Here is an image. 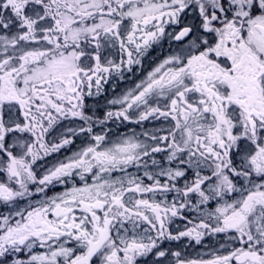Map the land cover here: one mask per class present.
<instances>
[{
  "label": "snow or ice",
  "instance_id": "obj_1",
  "mask_svg": "<svg viewBox=\"0 0 264 264\" xmlns=\"http://www.w3.org/2000/svg\"><path fill=\"white\" fill-rule=\"evenodd\" d=\"M0 264H264V0H0Z\"/></svg>",
  "mask_w": 264,
  "mask_h": 264
},
{
  "label": "flooded vegetation",
  "instance_id": "obj_2",
  "mask_svg": "<svg viewBox=\"0 0 264 264\" xmlns=\"http://www.w3.org/2000/svg\"><path fill=\"white\" fill-rule=\"evenodd\" d=\"M194 254V253H193Z\"/></svg>",
  "mask_w": 264,
  "mask_h": 264
}]
</instances>
